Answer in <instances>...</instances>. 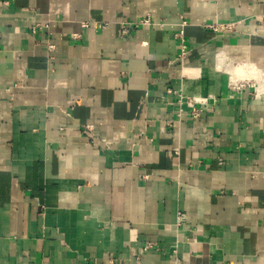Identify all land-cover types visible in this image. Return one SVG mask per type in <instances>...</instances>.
<instances>
[{"label":"crops","instance_id":"obj_1","mask_svg":"<svg viewBox=\"0 0 264 264\" xmlns=\"http://www.w3.org/2000/svg\"><path fill=\"white\" fill-rule=\"evenodd\" d=\"M0 264H264V0H0Z\"/></svg>","mask_w":264,"mask_h":264},{"label":"built area","instance_id":"obj_2","mask_svg":"<svg viewBox=\"0 0 264 264\" xmlns=\"http://www.w3.org/2000/svg\"><path fill=\"white\" fill-rule=\"evenodd\" d=\"M145 24H149V25H156V26H163L164 25V22L162 20H158L157 22H153L150 20V18L148 16L144 17V18H141L139 20H135V21H120L118 22V26H119V34L121 36H124V35H127L128 33L131 32V30L137 28L138 26L140 25H145ZM185 24V21L182 20L181 23H180V26H183ZM83 26H87V23H83L82 24ZM99 26H103L104 23H100L98 24ZM204 27L206 28H209L215 32H224V31H229L231 28H232V23H212V24H204L203 25ZM31 32H35L37 30H41L42 29V26L38 23H35L33 24L31 27ZM174 38L177 40V45H178V48H179V54H178V59L181 60L186 52H187V46H186V43H185V39L183 37V33L182 31H178L176 33H174ZM73 38H77L78 35L77 34H73L72 35ZM47 48L49 50H53V45H48ZM171 90L170 89H167L166 90V93H170ZM178 103H180V100L177 101ZM194 102L192 101H188V104L190 106L189 108V115L193 118V119H197L199 118L201 115H202V112H203V109L201 107H197L193 104ZM87 130H89V127L87 126L86 128ZM177 221H176V224L177 225H180V222L186 220V216L181 214V213H177Z\"/></svg>","mask_w":264,"mask_h":264}]
</instances>
